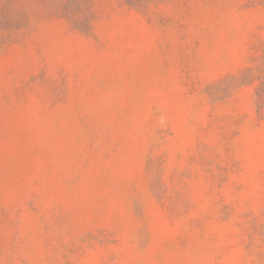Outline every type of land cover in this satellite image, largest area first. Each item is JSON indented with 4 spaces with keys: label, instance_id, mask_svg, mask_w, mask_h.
Masks as SVG:
<instances>
[{
    "label": "rangeland",
    "instance_id": "1",
    "mask_svg": "<svg viewBox=\"0 0 264 264\" xmlns=\"http://www.w3.org/2000/svg\"><path fill=\"white\" fill-rule=\"evenodd\" d=\"M0 264H264V0H0Z\"/></svg>",
    "mask_w": 264,
    "mask_h": 264
}]
</instances>
